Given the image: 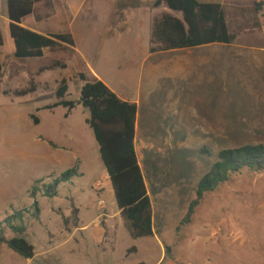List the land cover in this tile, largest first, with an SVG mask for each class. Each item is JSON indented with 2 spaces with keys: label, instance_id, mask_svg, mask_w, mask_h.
Masks as SVG:
<instances>
[{
  "label": "rangeland",
  "instance_id": "obj_1",
  "mask_svg": "<svg viewBox=\"0 0 264 264\" xmlns=\"http://www.w3.org/2000/svg\"><path fill=\"white\" fill-rule=\"evenodd\" d=\"M245 1L238 6L234 0H223L230 29L239 37L263 23L254 6ZM59 11L67 13L68 9ZM166 11L164 6L154 8L153 3L141 0H86L75 25L79 48L93 56L91 64L99 73L112 80L114 65L130 69L140 59L138 54L145 55L151 44L146 37L148 26ZM0 13L8 19L7 0H0ZM103 21L107 25L104 38L109 39L100 42ZM61 23L62 19L57 21ZM0 27L8 32L3 18ZM52 29L58 27L53 25ZM115 32L122 41L112 38ZM13 48L8 35L0 48L5 52L0 54L4 56L0 80V224L9 239L17 236L11 225L25 226L35 257L24 259L7 245H0V264H264V175L236 177L209 194L192 223L180 227L196 199L200 180L222 150L264 144V121L250 119L263 115L264 111L255 110H264V105L251 103L253 95L247 90L254 89H239L240 81L264 84L263 69H257L255 75L244 72V78L230 72V78L220 87L218 82L216 88L212 83L217 81H210V76L173 83L164 78L158 82L162 89L144 99L148 104L157 99L168 104L157 105L151 112L144 102L150 115L142 122L146 148L139 151L140 160L148 184L167 187L174 195L167 202L172 208V224L163 227L159 216L153 240L158 245L149 242L142 246L143 241L131 237L118 214L115 195L109 196L106 190V168L86 123L90 112L83 107L68 116L63 108L37 112L57 102L56 92L63 79L69 86L68 99L80 100L83 82L78 78L73 51L67 46L47 51L41 65L24 75L25 67L34 68L32 61H16L9 54ZM57 62L66 68H55ZM83 72L89 75L84 63ZM32 85L36 92L29 96L16 98L12 94ZM32 115H37L39 125ZM59 156L63 159L58 160ZM70 171L75 172L72 177L54 187L56 195L47 196L48 189ZM36 186L40 189L33 191ZM156 208L160 212L159 202ZM19 213L22 219L13 218ZM82 218L87 230H81Z\"/></svg>",
  "mask_w": 264,
  "mask_h": 264
},
{
  "label": "trees",
  "instance_id": "obj_2",
  "mask_svg": "<svg viewBox=\"0 0 264 264\" xmlns=\"http://www.w3.org/2000/svg\"><path fill=\"white\" fill-rule=\"evenodd\" d=\"M47 1L50 0H7L9 31L17 59H39L45 57L46 51H55L64 45L75 47L70 33L45 36L23 26L24 20L34 13L36 6ZM253 4L257 14L264 10V2L261 0H253ZM163 6L169 13L157 17L154 21L152 53L215 43L230 45L237 39V35L230 32L226 11L220 4L202 3L199 0H158L155 4V8ZM2 46L4 37L0 28V47ZM54 67L66 68L59 62ZM79 70L78 77L84 82L80 100L68 99L69 86L67 80H63L56 92L57 102L46 110L64 108L70 113L78 107H83L90 112L86 123L92 129L99 145L101 160L109 175L127 230L134 240L154 237L153 203L136 150L138 106L122 100L102 81H88L82 66ZM3 75L4 64L0 62V80ZM35 92L36 88L32 85L31 88L12 94L24 98ZM32 119L35 125H39L37 116L33 115ZM205 153L210 154L207 151ZM74 173L70 171L61 180L56 181L46 195L55 196L54 187H58L62 181H68ZM245 174L264 175V144L222 150L209 172L200 180L196 199L191 202L180 227L192 223L209 194ZM39 189L36 186L33 191ZM18 217L22 219V213L13 218ZM7 221L10 223L11 220ZM10 228L17 236L9 239L5 235L4 225L0 224V245H7L24 259H34L35 246L25 235L27 228L23 225H11ZM131 251L129 250V253Z\"/></svg>",
  "mask_w": 264,
  "mask_h": 264
},
{
  "label": "crops",
  "instance_id": "obj_3",
  "mask_svg": "<svg viewBox=\"0 0 264 264\" xmlns=\"http://www.w3.org/2000/svg\"><path fill=\"white\" fill-rule=\"evenodd\" d=\"M85 1L86 0H62V1L50 0L47 2L40 3L36 6L34 13L30 17L24 20L23 26L31 31H34L36 33L45 36L54 35V34H67L70 29L71 31L70 34H72L73 39L75 41V47L73 48L70 47V48L71 51H73L72 52L73 55L78 60V64H77L78 75L80 71L79 67L82 66V71H83V63H84L89 72V75L85 74L88 81L90 82L96 80L102 81L113 92H115L122 100L137 104L138 114L136 120V150L138 153L140 165L143 169L146 184L149 190V195L151 196L152 199L153 211H154V228H155V233H157L156 224L159 216L161 217L163 227H166L167 223L172 224L173 222L172 208L168 205L167 202L168 200L173 199L174 192L173 191L168 192L167 187L166 188L160 187V185H157L156 183H153L150 186L147 182V178L144 172V167L140 160L139 151L146 148L145 142L143 141L142 138L143 136L141 135V130L143 127L142 122L145 119H147L150 115L149 111L145 108L144 102L147 103L146 102L147 100L145 98H151L153 95L157 94L156 93L157 89L159 88L162 89V87L159 86L160 84L158 82L159 80H162L164 78H167L169 83L170 82L173 83L174 81L177 80L187 81L191 78L194 80L197 78L205 79L207 78V76H210L211 79L210 81L212 82L217 81L212 83V88H216L218 82L220 84L218 87H220L222 83L225 81V79H227L228 77L230 78L229 75L230 72L233 73L236 72L239 78H244L245 77L244 72L250 73L251 71L252 73H254L257 69L264 70V10L260 13L259 16L261 21H263L262 25L247 31V33L244 34L242 37H239V35L231 31L230 24L227 19L230 32L232 34L237 35V39L233 44L226 45L221 43H215V44L204 45L196 48L175 49V50H169V51L157 52V53H152L151 51L153 26H154V21L157 17L154 16L155 18H153V21L148 26V32L146 37L151 44L150 46L149 45L147 46L148 49L145 55L140 56V54H138V57H140V59L137 60L135 67H132L130 69L128 67H121L119 64L116 66L114 65V67H112L111 69V71L114 74V79L111 80V79H107L106 77H104L103 74L99 73L96 67L93 64H91V59L93 56H88L79 48L75 25L79 19L81 6H83ZM141 1L144 3H149V2L153 3L155 8V4L158 0H141ZM199 1L202 3L220 4L225 9L223 0H199ZM234 1L238 3V6H243L242 5L243 0H234ZM246 1H248L247 6H251V5L254 6L253 0H246ZM261 1L264 2V0ZM79 2H81V5L78 6L77 4ZM105 5L106 4H103V6ZM61 9H68V12L62 13L59 11ZM240 9H243V7H241ZM166 13H169L168 9ZM226 17H227V13H226ZM0 18H3V20L6 22V26H8L7 33H5V31L0 27L3 32L4 46H5L6 37L8 35L9 37H11L9 31L10 21L9 18L7 19V17L5 16V13L2 14L0 13ZM60 19L63 20V23L57 24V21L59 22ZM103 23L105 27L103 28L102 33L99 35L100 39L98 40L100 42L101 40L109 39L108 37L104 38V34H106L105 31L107 30V25L105 21H103ZM53 25L57 26L58 29H52ZM119 25L121 26V24ZM56 30H58V32H56ZM114 35L115 36H113L112 38H114L115 40L118 41L123 40L121 35L117 34V32H115ZM139 37L140 36L136 34L135 40L136 39L138 40ZM141 38L142 41H145L144 36H141ZM4 46L0 48H4ZM1 53H5V52H0V54ZM10 53L12 54L13 58L16 61H27V62L32 61V65L34 66V68L25 67L23 69L24 71H22L24 75H28V73L32 72L33 70H36L37 69L36 65H41V63L43 62V60L46 58L47 55V51H46L45 57L43 58L25 59V60L17 59L15 57V45L14 48L9 51V54ZM0 62L2 63L4 62V56L0 57ZM253 75H255V73ZM198 81L200 80L198 79ZM239 83H241L239 89L246 90V88H248L255 90V91L247 90V94L249 93L250 95H253L251 96V103L255 104L254 106L256 105L261 106V104L264 105V84H261L260 81L257 82L240 81ZM200 85L201 84H196V86H200ZM83 86H84V82H83ZM221 89L224 90L223 87ZM168 90H169L168 95L169 94L171 95L170 84H168ZM162 104L164 106H167L168 103H165L161 99H157V101H154L152 104H148V105L151 109V112H153L155 106L157 105L159 106ZM47 107L48 106H46L45 108L44 107L40 108L37 110V112L46 110ZM46 111H50V110H46ZM255 111L261 112L264 110L256 109ZM69 114L70 113H68L67 110L66 116H68ZM250 119L264 121V114L260 116L250 117ZM243 120H246V118H243ZM211 135L213 134L206 133L205 136H211ZM61 159L63 158L59 156L58 160ZM103 179L107 181L105 182V184L109 183V187L107 186L106 190H108L109 196L112 195L113 197L115 193L114 190H112L113 187L107 171L104 172ZM99 184L100 181L97 183V186ZM154 191H156V195H153V193H155ZM177 195H178L177 198H181L180 194ZM177 198L175 197L174 199ZM156 200L161 205V210L160 212L158 210V213L156 208L157 205ZM117 209H118V214L121 216V212L118 207ZM83 221L84 220L82 218L81 230H87L89 226L83 224ZM154 239L155 237H150L140 240L143 241L142 246L143 245L145 246L146 243L149 242L151 244H156L157 246L158 244L157 242L155 243L153 241Z\"/></svg>",
  "mask_w": 264,
  "mask_h": 264
}]
</instances>
